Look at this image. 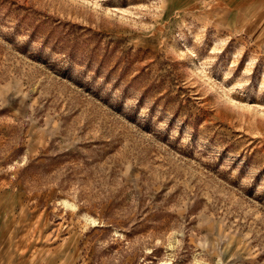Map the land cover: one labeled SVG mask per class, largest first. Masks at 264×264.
Segmentation results:
<instances>
[{
	"label": "rangeland",
	"instance_id": "rangeland-1",
	"mask_svg": "<svg viewBox=\"0 0 264 264\" xmlns=\"http://www.w3.org/2000/svg\"><path fill=\"white\" fill-rule=\"evenodd\" d=\"M240 14L0 0V264H264V21Z\"/></svg>",
	"mask_w": 264,
	"mask_h": 264
},
{
	"label": "crops",
	"instance_id": "crops-1",
	"mask_svg": "<svg viewBox=\"0 0 264 264\" xmlns=\"http://www.w3.org/2000/svg\"><path fill=\"white\" fill-rule=\"evenodd\" d=\"M229 4H233L235 9L242 11L245 16L244 20L264 21V0H226Z\"/></svg>",
	"mask_w": 264,
	"mask_h": 264
}]
</instances>
